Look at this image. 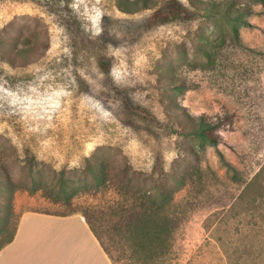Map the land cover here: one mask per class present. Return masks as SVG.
Here are the masks:
<instances>
[{"label": "rangeland", "instance_id": "obj_1", "mask_svg": "<svg viewBox=\"0 0 264 264\" xmlns=\"http://www.w3.org/2000/svg\"><path fill=\"white\" fill-rule=\"evenodd\" d=\"M213 1L238 10V39L220 13L206 22L148 25L150 10L125 15L116 0H72L71 13L54 0H0V27L14 37L22 29L15 42L33 47L13 66L0 62V167L11 182L0 194V244L23 212L61 214L68 205L112 243L113 202L156 185L149 167L157 155L171 161L187 154L191 141L173 127L170 99L210 123L215 143L197 150L201 173L193 189H178L161 209L181 218L169 252L151 262L131 255L124 241L109 246L112 254L118 264H229L228 256L264 264V0ZM66 21L79 24L81 35ZM200 32L210 39L211 63L197 55ZM98 56L110 60V75ZM170 74L180 86L170 84ZM87 158L94 168L104 165V183L80 173Z\"/></svg>", "mask_w": 264, "mask_h": 264}, {"label": "trees", "instance_id": "obj_2", "mask_svg": "<svg viewBox=\"0 0 264 264\" xmlns=\"http://www.w3.org/2000/svg\"><path fill=\"white\" fill-rule=\"evenodd\" d=\"M148 2L149 0H116V7L125 15L150 10V13L144 17V21L148 25L165 24L177 20L192 22L198 18L206 22L205 19L214 18L220 13L221 19H228L232 22L231 31L234 39H238L239 27L240 24H243V21L239 19L238 10H233L232 6H226L221 10L219 9V4L213 0H157L156 3L150 5L151 7L147 6ZM54 4L58 8V11H66L68 13L73 11L72 0H54ZM132 6H141V8L133 9ZM60 7L62 9H59ZM231 13H234V15L232 17L228 16ZM199 23L203 25L201 21ZM64 25L70 31H74L76 35H81L79 32V24H76L73 28V22L66 21ZM16 32L15 37L12 35L9 36V34H12L9 27H0V62L12 66L21 55H30L33 49L32 45L28 48H20L15 41L23 32L22 29H18ZM206 35L205 32H200V35L195 36V39L198 41L197 55L202 58L203 62L211 63L214 58V53L212 52V48H208L210 39ZM220 38L221 41L225 40L223 31H221ZM98 60L101 70L106 73V76L110 75V60L102 56H98ZM158 79L160 80L159 77ZM168 80L173 86H180L174 75L172 76L170 74ZM123 101L126 107L132 110V112H136L133 109H138V107H134L127 98H123ZM165 104L170 107V113H176L173 119V127L177 130L178 135L182 139L191 141L190 145L185 148L187 154H178V158L171 161H166L164 157L157 155L149 167V175L153 178L152 184L156 185L150 190H145L141 195L135 193V191H126L123 196L121 195V201L117 200L113 202V205L117 206V210L114 214L115 217L112 219V227L115 229L112 231L111 237H109L113 240L112 243H107L108 241L103 240L90 216L86 218L83 215L113 264H118V260L112 254L109 246L119 247L124 241L127 243L131 255L139 254L144 260H150L151 262H158L159 259L169 252L170 248L174 246V240L181 218L176 214L169 213L163 215L161 209H163L164 204H171L172 195L178 189L184 186L190 188V191L193 189L194 180L201 173V159L197 150L203 148L206 142L215 143L209 127L210 123L202 118L198 120L192 119L187 113L178 111L177 101L175 100L168 99ZM170 113L165 116L166 120L173 118ZM142 116L149 121L160 122V117H156L155 114H143ZM32 160H34L33 156L30 157L28 162H32ZM84 166V170L80 171L81 174L90 172L98 183H104L106 181V171L103 164L94 168L93 164L87 158L84 160ZM135 179V174H133L132 180L134 181ZM170 181L174 183L172 187L168 185ZM158 182L160 188L157 184ZM10 184L9 176L0 167V194L7 192ZM71 197L67 194L64 196L67 201H70ZM143 198L149 200V206L138 203ZM113 205H111V209L114 208ZM188 205L191 204L188 203ZM68 207L70 209L62 212L60 215L75 213V209L71 205H68ZM16 227L17 224L7 240L3 244H0V250L14 238ZM227 258L229 264H235V261L229 256Z\"/></svg>", "mask_w": 264, "mask_h": 264}, {"label": "crops", "instance_id": "obj_3", "mask_svg": "<svg viewBox=\"0 0 264 264\" xmlns=\"http://www.w3.org/2000/svg\"><path fill=\"white\" fill-rule=\"evenodd\" d=\"M0 264H113L83 215L23 212Z\"/></svg>", "mask_w": 264, "mask_h": 264}]
</instances>
